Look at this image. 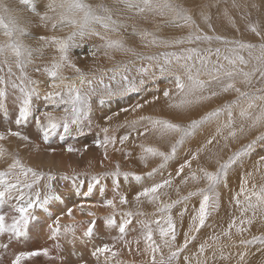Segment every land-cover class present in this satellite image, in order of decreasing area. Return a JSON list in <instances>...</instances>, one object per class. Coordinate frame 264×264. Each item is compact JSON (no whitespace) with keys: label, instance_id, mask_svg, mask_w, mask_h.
<instances>
[{"label":"snow or ice","instance_id":"1","mask_svg":"<svg viewBox=\"0 0 264 264\" xmlns=\"http://www.w3.org/2000/svg\"><path fill=\"white\" fill-rule=\"evenodd\" d=\"M218 2L219 0H217ZM17 3L20 7L15 6ZM38 5L42 6V10ZM215 6L216 4L211 5V7ZM261 6L255 2L250 5L258 12ZM196 7L200 9L197 13L200 24L205 25L209 31H214L211 14L205 11L210 5L204 3L196 5ZM231 7L239 13L241 9L247 10L249 5L247 0H244L243 3L232 0ZM125 13H132L144 19H147L145 14H151L153 17H160L166 27L190 29L186 36L169 40L160 38L147 30L137 31L133 28L131 36L138 37L144 48H175L185 44H211L213 41H217L226 46L225 50L230 55L221 56L220 48H216L213 52L211 48L201 49L199 46L183 48L179 52H161L151 55L137 52L135 48L128 46L123 38H111L112 36L121 37L122 31H127L128 25L120 19ZM222 14L235 26L227 9ZM169 16L171 18L165 20V17ZM241 19H246V17L241 15ZM200 24L197 23L191 9L174 4L171 0H111L110 5L106 4L104 0H100L96 4L90 3L88 0H0V36L3 37V40L0 41V109L6 107V101L10 96L13 97L14 102L18 104L15 124L19 128L26 124L30 118H34L39 129L40 139L45 145L49 144L50 138L56 135L60 129H63L61 138L64 134H69L74 126L82 134L84 122L87 121L89 126L92 122L93 97L99 96V103L103 105L106 99L137 92L139 85L144 84L143 77L149 75L151 67L157 70V72L151 73V78H157V73L159 77H171L169 82L173 85L174 90H164L163 97L166 101V108L175 113L178 118L224 93L235 92L237 94V99L231 103L208 111L200 119H191L186 124L163 117L144 115L126 121L120 127L126 128L128 131L118 138L119 144L125 145L134 136L144 137L148 133L154 134L160 144L138 145L141 151L137 158L145 167H148L150 159H158V166L152 168L144 176H140L134 173H122L120 164L117 163L113 172L91 178L88 191L84 193L85 196L93 192L104 176L111 175L113 191L119 197L120 205L128 204L129 200L127 196L120 193L117 177L122 175L125 180H128L131 176L133 181L142 185L146 179L152 181L150 186L142 187V190L135 194L133 200L136 204H140L144 198L149 204L156 205V211L162 214L163 223L161 220L152 221L157 225L159 242L154 239V230L151 224L144 222H141L144 229L142 236L126 242L127 244L134 242L139 245L143 239L145 244L143 251L145 254H151V264H174L180 254L196 239L195 234L208 227L209 218L214 212L219 211L221 207L219 189L221 186L227 187L229 171L243 157L250 155L257 144L264 145V132H262L245 148L230 155L226 161L217 160L215 171H209L199 162L200 155L216 141L217 137H222L226 142L229 139L235 141L238 136L264 127V86L256 88L255 92L242 90L237 86L240 84L245 89L251 88L254 80L264 85V28L261 23L259 21L249 22L246 25L247 30L258 37V44L228 39L219 35H208L202 30ZM66 29L70 30L66 36L41 33V30L56 33L64 32ZM237 31L239 30L237 29ZM92 37L101 41L99 44H93L87 53L94 62L99 59L101 54L108 60L114 59L115 54H121L133 57L134 61L117 64L106 70L97 69L101 72L100 76L85 72L73 60L72 51L77 47H83L84 42ZM26 41H33L36 46L33 47ZM244 52L247 53V59L242 54ZM213 54L217 57L215 62L210 59ZM47 57H51V62L43 63ZM221 59L226 63H220ZM135 61L150 63L148 66L135 68L136 76L130 78L133 71L130 65ZM65 69L72 70L76 74L75 77L64 75ZM33 74L46 76L45 83L52 91L46 92L41 97L39 91L41 81L33 78ZM201 75H205L209 79L201 80ZM105 76L110 83L104 82ZM137 76L140 77L139 82H137ZM113 82L116 84L115 89L111 86ZM94 84H98L99 87H94ZM41 99L45 101L46 105L51 106V110L40 111L36 108L34 101ZM159 99V96H153L152 100L145 101V104L154 103ZM241 101H243V105ZM143 107L144 104L137 103L130 109L124 108L121 111L134 114ZM236 108L239 109L238 116L241 121L238 127L235 126L233 114ZM37 111H40V116L44 117L43 122L40 116L34 115ZM57 112H61L62 115H55ZM225 113L227 114L226 122L217 124L215 134L190 153L189 158L185 159L176 169L175 176L169 173L167 178L155 180L156 175L163 173L186 141L195 136L203 126L218 122L222 114ZM104 120L107 123L112 120V116H106ZM225 129L228 130L227 135H224ZM101 130L105 133L104 138L103 140L97 139L95 144L96 147L105 150L104 160H107V149L110 145L116 151H123V149L115 148L117 137L108 135L109 128L104 127ZM9 137H15L22 142L17 146L16 154H10L7 149L0 146V161H6L11 155V163L7 164L6 170L0 171V209L7 205L14 213L11 215V223H8L9 213L0 211V235L6 234L10 243L13 239L20 241L28 235L29 225L36 219L34 213L37 209L48 213L50 203L59 201L61 198L53 190L52 182L57 179V176L51 171L45 172L27 166L19 156L21 149L30 146L39 151V143H35L28 135L20 131L8 129L6 132H0V141H5ZM133 144H135L134 140ZM164 146L167 150H164ZM225 147H227V143ZM66 150L68 152L77 151L71 146ZM86 150L87 147H85ZM49 151H55V149H49ZM131 155L132 152L126 151L124 158L128 159ZM193 161L197 162L195 168H193ZM261 163H264V156L260 157L258 165ZM185 169H188L187 174H184ZM251 177H253L252 172H247L242 176L239 191L231 197V202L239 211V225H237V218L234 217L226 229L204 239L198 246L197 264H207L209 259L215 260L217 252H219L220 259H228L223 253L225 247L223 240L224 238H227L228 241L232 240V229L235 228L237 234H242L247 232L257 219L264 223V183L257 185L253 182L249 187V178ZM176 178H180L179 184H174ZM60 179L65 180L67 177L62 175ZM41 181H45L42 187ZM190 184L195 186V190H189L187 195H181L182 187L187 188ZM201 184H203L202 187ZM169 189L175 190L177 199L166 202L162 197L170 195ZM100 192L103 194V187L100 188ZM193 196L200 197L199 207L191 216L188 231L184 233L183 243L177 246V228L171 214L172 209L179 204H186ZM93 206L115 210L116 201L115 198L108 199L102 205ZM186 212L187 208L185 207L178 213L181 219ZM65 214L71 218L72 209L68 208L67 212L61 215ZM142 214L137 212L135 215ZM88 215L92 216L94 213L89 212ZM133 215L131 211L122 213L118 225L114 218H108L107 226L118 227L119 238L124 240L128 234L126 230L133 222ZM60 219L61 216L56 217L55 227L49 225L51 228L50 238L52 239H56L60 234ZM243 225L248 227H242ZM95 226V221H92L84 232V236L91 237ZM64 232L72 233L73 242L75 241L74 226H65ZM240 243L245 247L259 244L262 246L261 251L264 254V235L253 236L249 240L242 239ZM7 248L8 243L0 244V249L7 250ZM164 249L168 250L166 258ZM208 249H212L211 257H205V252ZM109 253L110 256L106 255ZM41 255L47 257L48 249L17 254L12 264H21L23 259ZM116 255L117 253L107 244L95 248L92 252V256L97 258V264H99L101 256L104 257V264H109L111 258ZM238 255V264H240L245 260L246 254L240 252ZM157 256H159V260H157ZM184 261L185 264H191L188 256L184 257Z\"/></svg>","mask_w":264,"mask_h":264},{"label":"rangeland","instance_id":"2","mask_svg":"<svg viewBox=\"0 0 264 264\" xmlns=\"http://www.w3.org/2000/svg\"><path fill=\"white\" fill-rule=\"evenodd\" d=\"M88 2L96 4L100 0H88ZM106 4H111V0H104ZM172 3L177 5H183L186 8L192 10L194 18L197 23L200 24L199 17L197 13L200 11L196 5H202L208 3L210 7L205 11H208L212 17V25L214 31H209L207 27L200 24L202 30L208 35H219L226 37L228 39H238L250 43H259L258 37L250 33L247 27L244 26L249 22L255 23L259 21L262 28H264V0H247L249 7L247 10L241 9L238 13L235 9L231 7L232 0H171ZM238 2L243 3L244 0H238ZM261 4L260 11H256L250 7L251 3ZM216 4L215 7L211 5ZM15 6L20 7L17 3ZM41 8L42 6L38 5ZM227 9L228 15L235 22L233 26L227 17L222 13ZM147 19L135 16L132 13H125L120 17L127 25V31H122L121 37L112 36V39L123 38L125 43L135 48L137 52L151 55L159 54L161 52H179L183 48L187 47H197L201 49L211 48L213 52L216 48L221 49V56L230 55L225 49L226 46L217 41H213L211 44L200 43L199 45H181L175 48H164V47H142V42L138 37L131 36L132 29L135 28L137 31L147 30L154 33L156 36L163 39H174L177 37L186 36L190 29L188 28H173L164 26V21L160 17H153L151 14H145ZM241 15H244L246 19H241ZM238 17V18H237ZM248 17V18H247ZM115 18V17H114ZM171 17H165V20ZM233 27V28H232ZM239 31H237V29ZM70 30L66 29L64 32H43L46 35H58L66 36ZM239 34V35H238ZM3 37L0 36V41ZM26 43L35 47L33 41H26ZM98 38L92 37L87 39L83 47H77L72 51V57L78 67H81L87 73L100 76L101 72L97 69H108L113 68L117 64L127 63L129 61H134V58L127 55L115 54L114 59L108 60L102 54L97 61H93L91 56L87 53L89 48L93 44H99ZM247 59V53H242ZM212 61H217V57L213 54L210 58ZM51 57H47L43 63H50ZM220 63H226L222 59ZM150 62L135 61L130 67L133 68L131 76H136L135 68L141 66H148ZM251 68V65H249ZM157 72L154 67L150 68L149 75L143 77L144 84L139 85L137 92L130 93L125 96H116L105 100V103L101 105L99 103V96L93 97L94 105L91 117V125L85 121L82 125V134L80 131L76 130L75 126L70 131L69 134H64L61 138V133L63 129H60L58 133L50 138L49 144L45 145L40 139L39 129L36 125L35 119L30 118L29 121L21 125L19 128L15 124V119L18 111V104L14 102L13 97H9L6 101V107L0 109V132H6L8 129L13 131H20L25 135H28L35 143H39V151L34 150L33 147L23 148L19 152V156L22 161L30 167H33L41 171H51L57 176V179L52 182L53 190L56 194H59V190L65 191L66 196L69 195L66 187L69 184V180L77 179V183L80 184L81 189H83L82 194L78 196L87 199V201L80 202L74 206V217L69 218L66 214L63 215L64 218L60 219V234L56 239L51 237V228L49 225H54V221L57 216V211L53 210V207L48 206V213L45 215H40L34 213L36 219L32 221L29 225L28 235L20 241L13 239L9 243L8 236L0 235V244L8 243L7 250L0 249V264H12L15 260L16 255L31 251H40L43 249H48L49 255L47 257L41 255L36 257H31L23 259L21 264H97V258L92 256V252L97 247H102L107 244L112 248L113 251L117 253L115 257H112L109 264H151V254H145L143 249L145 244L143 239L139 245L136 243L127 244V241L134 240L135 238L141 237L144 231L142 223H150L152 229L154 230V239L159 242V234L157 225L152 223L153 220H162V214L156 211V205L149 204L146 199L142 198V203L136 204L133 200L135 194L142 190V187L150 186L152 181L145 180L143 185L137 183L131 179L125 180L121 175L117 177V183L119 184V191L121 194L127 196L129 203L126 205L119 204V197L115 195L113 191V177L111 175L104 176L100 180V184L96 185L93 192L88 196H83L85 192L88 191V184L93 176H102L105 173H111L115 170V165L120 164L121 172L134 173L135 175L144 176L146 173L150 172L152 168L157 167L159 164L158 159H150L148 161V167H145L141 161L137 158L140 154L141 149L138 147L140 144L146 146L159 145L160 141L157 140L156 136L152 133H148L144 137L134 136L132 139L127 141L125 145H120L118 138L124 135L128 129L120 127L126 121H131L140 115L153 116V117H163L166 119H172L174 122L188 123L191 119H200L208 111H212L216 108H221L223 105L231 103L233 100L237 99V94L235 92L224 93L213 100L207 102L206 104L197 106L192 109L190 113L182 114L181 117H177L175 113L170 112L166 108V101L163 97V91L166 89H173V85L169 82L171 77H159L157 73V78H151V73ZM64 75L68 77H75V73L70 69L64 70ZM110 74V73H109ZM33 78L39 79L41 81L39 91L41 97L48 92L52 91L47 87L45 81L47 77L44 75L33 74ZM137 82H139L140 77H136ZM201 80H208L209 77L205 75L200 76ZM106 84L110 83L107 76L104 78ZM113 89L116 88V84L113 82L111 84ZM242 90H247L250 92H255L256 88H260L264 85L253 81V87L245 89L243 85L237 84ZM94 87H99L98 84H94ZM153 96H159L160 99L156 100L154 103H147L145 101H151ZM36 108L40 111L51 110L50 105H46L43 99L39 101H34ZM137 103L144 104V107L139 109L138 112L131 114L121 111L124 108H131ZM243 105V101H241ZM40 111L35 112V116H40ZM119 113L118 115H115ZM239 109L236 108L233 111L235 118V126L238 127L241 121L239 120ZM55 115H62L61 112L55 113ZM112 116V120L105 123L104 117ZM41 121H44V117L40 116ZM227 120V114H222L218 122H214L210 125L203 126L195 136L190 138L186 143L178 150L177 156L169 162L166 169L162 174H157L155 177L156 181L162 178H167L169 173L175 176L176 169L180 164L184 162L185 159L189 158L190 153L195 151L202 143H204L208 138L213 136L216 132L217 124H223ZM109 128V136L115 135L117 137V144L115 148H122L123 151L114 150L113 146H109L107 149L108 159L104 160V149L96 147L95 141L97 139L103 140L105 133L101 130L102 128ZM142 130V129H141ZM227 129L224 130V135H227ZM264 132V127H259L254 129L247 134L238 136V138L233 141L229 139L227 142L222 137H217L216 141L212 145H209L204 153L199 157V162L206 166L209 171H215L217 164L216 161L221 162L226 161L227 158L233 153L245 148L249 143L255 140L257 135ZM133 140L135 144H133ZM227 143V147L225 144ZM22 142L15 137H9L5 141H0V146H3L10 154L17 153V146L21 145ZM71 146L77 151L68 152L66 149ZM85 147L87 150L85 151ZM49 149H55V151H49ZM164 150H167L164 146ZM126 151L132 152V155L125 159L124 155ZM31 158L30 160L24 159V156ZM49 155L52 162H57L62 167V172L58 174L55 169V165L45 161V156ZM261 156H264V145L257 144V146L251 151L250 155L242 158L233 168L229 171L227 177V187L221 186L219 189L221 207L218 212H214L212 216L207 221L208 227L201 229L199 233H196V239L188 245V247L180 254V257L174 262V264H185L184 257L188 256L191 264H197V252L198 246L204 241L209 235L213 233H220L222 230L226 229L231 220L235 217L237 218V225H239V211L235 208L234 203L231 202L232 195L239 191V186L242 176L247 172H252L253 177L249 178V187L251 183H256L257 185L264 183V163L258 165V161ZM25 157V158H26ZM35 161V162H33ZM47 163H45V162ZM11 163V155L6 159V161H0V171H4L7 168V164ZM103 164V166H101ZM197 165L196 161H193V168ZM259 168V170H257ZM188 169H185L187 174ZM60 175V176H59ZM61 175L66 176L67 179H60ZM183 175V174H182ZM179 179L174 180V184H179ZM45 181H41V187ZM201 187L203 184L200 185ZM104 188L103 194L100 192V188ZM195 190L194 185H189L187 188L182 187L181 195H187V191ZM169 196L162 197L166 202L177 199L176 192L174 189H169ZM76 197V198H77ZM115 198L116 209L112 208L93 206L102 205L105 200ZM241 199H243L241 197ZM89 200V201H88ZM200 197H191L186 204H179L172 209V217L177 228V240L176 245H180L184 241V233L188 231V227L191 221V216L195 214V210L199 207ZM231 205V206H230ZM76 207V208H75ZM85 210V212L94 213V215L89 216L88 214H81L75 211L77 208ZM187 208V212L181 219L179 212L184 208ZM0 211L9 213L7 222L11 223V209L5 205ZM52 211V212H51ZM131 211L133 215V222L129 225L128 234L125 236L124 240H121L118 227H108L107 219L114 218L117 225L121 221L122 213ZM225 211V212H224ZM67 212V211H66ZM64 212V213H66ZM137 212L143 213L142 215H135ZM85 216V217H84ZM232 217V218H231ZM95 221V228L93 235L91 237H85L84 232L86 231L89 224ZM67 225H72L75 228V241L73 242L72 233H65L64 228ZM242 227H248L243 225ZM264 235V223L259 219L249 228L247 232L242 234H237L235 228L232 229V240L228 241L224 238L223 242L225 247L223 249L224 256L228 259H220L219 252H217V257L215 260L209 259L207 264H238L239 253L244 252L245 260L240 262V264H264V254H262V246L259 244L245 247L240 243L243 240H249L253 236ZM211 243V241H209ZM59 245V248H57ZM95 245V246H94ZM77 248L82 251V256L79 258L73 256L70 253L71 248ZM65 252V253H64ZM106 255H111L106 254ZM165 258L168 255V250L164 249ZM212 249H208L205 252V257H211ZM63 257V259H61ZM203 259V258H200ZM159 260V256H157ZM99 264H104V257H99Z\"/></svg>","mask_w":264,"mask_h":264},{"label":"bare ground","instance_id":"3","mask_svg":"<svg viewBox=\"0 0 264 264\" xmlns=\"http://www.w3.org/2000/svg\"><path fill=\"white\" fill-rule=\"evenodd\" d=\"M238 18V17H237ZM248 18V17H247ZM247 25V24H246ZM246 25H244V26H246ZM233 28V27H232ZM237 29V28H236ZM239 35V34H238ZM26 156H28V155H25L24 156V159H31V158H29V157H26ZM26 157V158H25ZM45 161H47L49 164L50 163H52V164H54L55 165V169H56V171L58 172V174L59 173H61L62 172V167H61V165L60 164H58L57 162L55 163V162H52L51 161V159H50V157H49V155L46 157L45 156ZM44 161V162H45ZM33 162H35V161H33ZM46 163V162H45ZM47 164V163H46ZM60 176V175H59ZM62 176V175H61ZM68 187H66V189L68 190V192H69V195H67L66 196V194L67 193H65V191H62V189L61 190H59V194H56V195H58V196H60V200L59 201H53L52 203H50V207L52 206L53 207V210L54 211H57V214L58 215H61L62 213H64V212H66L67 211V209L68 208H71L72 209V217H74V213H73V211H74V206H76L78 203H80V202H84V201H87V199H86V197H85V199H83L82 200V198L83 197H80V196H78L77 197V195L78 194H82V192H83V189H81V186H80V184H78L77 183V179H71V180H69V184L67 185ZM83 196H84V194H83ZM77 197V198H76ZM89 201V200H88ZM231 206V205H230ZM76 208V207H75ZM75 211H78L79 213H81V214H83V213H85V214H88V212H85V210L84 211H82V209H80L79 207L77 208V209H75ZM52 212V211H51ZM225 212V211H224ZM35 213H38V214H40V215H45L46 213L45 212H43L42 210H40V209H37V211L35 212ZM85 217V216H84ZM64 218V216L63 215H61V219H63ZM232 218V217H231ZM95 246V245H94ZM70 253L73 255V256H77L78 258L80 257V256H82V255H84V254H82V251L80 250V249H77V248H71L70 250ZM65 253V252H64ZM74 253V254H73Z\"/></svg>","mask_w":264,"mask_h":264}]
</instances>
